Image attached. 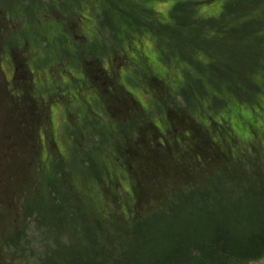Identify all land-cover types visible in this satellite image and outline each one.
Masks as SVG:
<instances>
[{"label":"rangeland","instance_id":"374dc122","mask_svg":"<svg viewBox=\"0 0 264 264\" xmlns=\"http://www.w3.org/2000/svg\"><path fill=\"white\" fill-rule=\"evenodd\" d=\"M144 2L121 7L117 0H0V264L22 263L8 252L4 256L3 244L23 228L21 201L33 186L38 147L37 165L48 176L60 171L61 181L62 174L71 184L88 181L97 195L84 192L103 200L104 164L122 172L138 159L140 136L154 142L147 130L122 132L133 122L129 99L117 91L104 101L100 85H94L97 76L107 74L116 90L123 85L139 105L137 126L150 119L180 151H195L196 139L187 129L192 121L200 137L215 142L230 141L232 129L252 140L258 129L264 143V95L260 106L231 102L222 108L228 97L240 99L261 54L259 38L240 36L242 0H196L203 18H192L190 0H149L153 14ZM198 24L211 29L208 36L196 34ZM103 67L108 73H99ZM199 104L215 108L201 116ZM166 110L178 113L170 115L172 123ZM221 114L227 126L219 124ZM212 121L219 125L208 127ZM121 183L130 193V184Z\"/></svg>","mask_w":264,"mask_h":264},{"label":"trees","instance_id":"16d2710c","mask_svg":"<svg viewBox=\"0 0 264 264\" xmlns=\"http://www.w3.org/2000/svg\"><path fill=\"white\" fill-rule=\"evenodd\" d=\"M141 1L117 0L116 5L140 6ZM143 1L146 12L153 14L150 4L156 0ZM242 2L244 11L240 18H244L240 36L259 38L261 54L252 67L253 76H247V85L239 90L240 99L228 97L222 108H229L231 102L248 108L260 106L259 98L264 95V0ZM189 6H192V18L205 17L200 14L202 5L196 0H190ZM208 29L211 31L198 24L193 30L199 36H208ZM193 30L190 35L194 34ZM124 42L127 44V40ZM104 72H107L104 67L99 68L100 74ZM95 80L104 101L117 91V96L129 99L132 128L123 126L122 132L146 135L150 131L154 142L140 136L138 159L142 161L128 158L133 164L122 172L104 164L105 178L100 190L103 200H98L85 193L91 189L88 181L71 184L63 179L64 174L61 181L60 171L51 177L37 165L39 136L34 135L38 148L33 153V186H28L25 195H29L21 201L25 209H20L23 228L20 226V231L4 240V256L8 252L10 256L20 257L21 264H31L29 257L33 258V264L264 262V143L259 139L260 131L254 129L255 137L248 140L240 139L231 128L230 141L221 138L215 142L200 137L198 125L189 121L191 125L187 129L196 139V148L194 152L180 151L176 142L169 145L150 119L147 126H137L139 105L123 85L116 90L105 73ZM205 92L210 93L207 89ZM212 108L199 104L197 112L203 116ZM167 113L172 123L170 115L178 113L171 110ZM222 115L219 124L227 126ZM219 124L212 121L208 127ZM161 134V139L156 141ZM186 140V137L180 139L182 143ZM121 151L126 153L125 149ZM121 180L130 184V193ZM91 192L97 195L96 190ZM29 216L30 223L25 222ZM9 244L14 251L7 250Z\"/></svg>","mask_w":264,"mask_h":264},{"label":"flooded vegetation","instance_id":"af4514ba","mask_svg":"<svg viewBox=\"0 0 264 264\" xmlns=\"http://www.w3.org/2000/svg\"><path fill=\"white\" fill-rule=\"evenodd\" d=\"M0 14H2V10H1V9H0ZM10 56H11V55H10ZM10 56H9V57H10ZM11 58H12V56H11Z\"/></svg>","mask_w":264,"mask_h":264}]
</instances>
